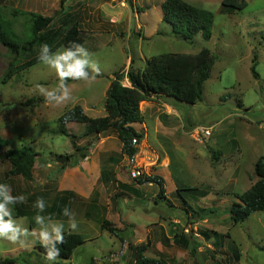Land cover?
<instances>
[{"label": "rangeland", "instance_id": "1", "mask_svg": "<svg viewBox=\"0 0 264 264\" xmlns=\"http://www.w3.org/2000/svg\"><path fill=\"white\" fill-rule=\"evenodd\" d=\"M59 1L0 0V7L11 21L13 35L24 42L31 36L29 16L16 22L11 12L20 9L51 17L59 9ZM76 1L80 10L87 3L63 0L64 10L69 6L76 10ZM182 1L213 14L209 40L197 34L188 41L173 32L162 21L163 0H116L114 9L120 14L116 28L102 25L90 34L94 39L86 38L82 45L98 63L100 74L89 82L68 80L71 100L61 105L46 103L36 85L52 89L58 77L40 61L15 73L5 84L0 82V135L9 148L29 146L39 154L30 182L5 176L9 164L0 159V183L10 185L13 196L25 197V203L19 204L20 215L9 205L13 218L23 221L31 232L38 229L34 217L48 215L49 203L58 194L54 182L62 168L55 159L70 153L84 132L82 124L64 122L67 135L59 133L61 116L78 106L89 118L103 117L105 93L114 74H123L121 83L128 87L124 73L129 66L142 69L151 56L207 48L216 58L196 104L164 97L140 103L146 127L141 133L148 144L141 143L134 159L122 165V176L131 183L114 180L112 186L107 182L104 207L100 201L101 206L89 210L87 216L76 214V231L68 230V219L60 220L65 231L80 234L84 243L70 259L57 258L54 264H136L129 246L147 242L143 256L164 264H264L260 251L264 248V211L237 224L228 213L234 195L258 180L255 162L263 157L264 164V0H245L243 10L229 13L221 12L222 0ZM39 49L15 56L0 44V78L11 61L22 64L38 56ZM252 65L257 79L251 74ZM87 71L91 73V69ZM28 100L35 102L25 105ZM199 129H208L210 136L204 137ZM133 169L139 175L132 179L129 172ZM41 181L49 184L47 188H41ZM156 182L163 188L161 195ZM38 198L46 202L43 213L33 207ZM106 204L116 216L105 214ZM104 220L119 231L118 238L100 228ZM38 245L41 243L34 236L27 238L24 247L0 239V262L16 258L18 264H46L44 257L33 253Z\"/></svg>", "mask_w": 264, "mask_h": 264}, {"label": "trees", "instance_id": "2", "mask_svg": "<svg viewBox=\"0 0 264 264\" xmlns=\"http://www.w3.org/2000/svg\"><path fill=\"white\" fill-rule=\"evenodd\" d=\"M63 3V0L59 2V9L55 10L51 17L14 9L11 14L16 22L24 16H29L31 36L24 42L13 35L11 21L4 16L0 7V44L6 48L8 53L15 56L23 51H32L35 47H40L45 43L51 47L52 51L61 46L68 47L72 42L82 45L83 34L79 29V15L73 10H64ZM246 6L245 0H222L221 12L240 11ZM161 10L162 21L169 25L173 32L180 34L184 40L191 41L197 34H201L203 39L209 40L213 24V14L210 11L194 7L182 0H164ZM215 60L216 58L207 48H201L196 53H160L151 56L145 61L142 69H133L132 66H129L126 77L129 82L128 87L121 83L123 74L120 72L114 74L105 93V115L103 117L89 118L77 106L58 119L60 123L58 131L67 135L63 123L74 122L84 126L83 137H97L107 132H113L121 143V153L132 159L137 154V145L143 138V135L132 126L143 122L140 103L153 97H164L177 103L196 104L202 99L204 83L210 78ZM38 61V56L18 65H13L11 61L2 74L0 82L5 84L15 73ZM255 61L256 56L254 55L252 63L254 64ZM251 74L255 79L258 78L253 65ZM34 102V100H28L25 105ZM236 103L238 108L242 107L240 100H237ZM89 146L90 144H87V146L79 148L76 146V142L73 143L74 154L80 153L83 159ZM37 156L39 154L29 146L7 147L6 141L0 135V159L9 164L7 176L30 180ZM67 156L69 160L61 165V168H64L73 157V155ZM254 172L258 180L247 191L239 195L235 194V201L229 207V218L234 224L243 222L254 212L264 211L263 157L255 162ZM156 183L159 186V195H161L163 188L160 182ZM176 191L179 192L177 189ZM18 205H14V207L16 214L20 215L21 207ZM25 214L26 212L21 215ZM100 228L118 238L119 231L112 227L107 220L101 223ZM204 234L208 238L205 232ZM64 236L65 243L57 245L61 248L58 258L70 259L74 250L82 245L84 240L80 234L70 231H65ZM121 241L123 242V239ZM148 247L149 242L136 247L129 246V249L134 253L136 264H164L162 260L143 256ZM260 251L264 252V248H260ZM33 253L38 258L44 257V248L42 245H38ZM237 258L238 256H236ZM0 263L18 264L16 258L6 259Z\"/></svg>", "mask_w": 264, "mask_h": 264}, {"label": "crops", "instance_id": "3", "mask_svg": "<svg viewBox=\"0 0 264 264\" xmlns=\"http://www.w3.org/2000/svg\"><path fill=\"white\" fill-rule=\"evenodd\" d=\"M86 1L87 3L82 6L81 10L79 9V1H76L75 3V7H77L76 10H74L71 6L68 7L69 10H73L79 15V29L83 34V44L86 38L94 39V37H92L90 34L93 33L98 27L108 24L112 28H116V25H118L120 20V14L116 12L118 10L114 9V6L118 5V3H113L116 2V0H97L96 2H94V0ZM106 7L110 8V11H107ZM119 7L127 8L120 5ZM144 103L150 104V102L145 101ZM149 107L151 108L152 106L149 105ZM140 125L144 126L145 124L142 122L141 124H133L132 126L137 132L141 133V130L145 131L146 127L144 126L141 129L139 128ZM141 134L143 135V138L137 147L141 145V143L148 144L145 134ZM82 135L83 134H80V140L76 142V146L82 148L87 146V144H90L88 151H86L85 157L82 159L80 153H76L74 155V147H72L71 152L67 155H73L74 162H69L64 168H62L61 174L58 175L54 182V186L56 187L58 194L53 199L52 203H49L48 215H46H50L54 221L68 219L62 215V210L64 207H68L75 215L83 214L84 216L88 215L89 210H96L98 207L97 205L101 206L99 202H102V200L105 198L106 193L103 192V189L105 188L104 185L107 182H109V184L112 186L114 184V180L116 183H131L129 179H126L122 176V165L124 163L126 166L127 163L125 162H131L132 159H129L127 156L121 153V143L113 132H107L106 134L99 135L97 137H83ZM38 157L39 156H37V158ZM46 166L48 167L49 164ZM34 167L32 170V178L27 180V182L32 181V179L35 177ZM149 170L150 169L148 168V171ZM7 172L5 173V176ZM99 184L101 186L98 192H96L95 189ZM40 185L41 188L44 189L47 188L49 184L45 181H41ZM148 185L150 186L151 184ZM100 196L102 199H99ZM102 204L103 208L104 202H102ZM18 206L20 207L21 205ZM106 206L105 214L107 215L110 213L111 216H116V214L110 212L109 205L106 204ZM107 209L109 210L107 211ZM110 214L108 215L109 218Z\"/></svg>", "mask_w": 264, "mask_h": 264}, {"label": "clouds", "instance_id": "4", "mask_svg": "<svg viewBox=\"0 0 264 264\" xmlns=\"http://www.w3.org/2000/svg\"><path fill=\"white\" fill-rule=\"evenodd\" d=\"M38 60L41 64L55 70L58 77V83L52 89L45 88L43 85H36L39 94L50 105H61L72 99L70 88L66 83L68 80L89 82L100 74L99 65L91 58L89 51L75 42H72L68 47L59 48L55 52L51 50L48 44H42L39 49ZM87 69H91V73ZM23 203H25L23 195L13 196L11 186L0 183V239L24 247L27 238L34 236L39 239L44 248L46 264H54L61 253V248L57 245L65 243L64 222L54 221L50 215L38 214L34 217L38 229L29 232L23 226V221L18 223L13 218L12 209L9 207V205ZM33 207L39 213H43L47 205L43 198H38ZM62 215L68 218V230L76 231L78 223L75 214L68 207H64Z\"/></svg>", "mask_w": 264, "mask_h": 264}, {"label": "built area", "instance_id": "5", "mask_svg": "<svg viewBox=\"0 0 264 264\" xmlns=\"http://www.w3.org/2000/svg\"><path fill=\"white\" fill-rule=\"evenodd\" d=\"M126 77H127V72L124 73V78H125V81L127 82V84H129ZM199 133H201L204 137L210 136V132L208 129H199ZM129 174H130V178H132V179L136 178L137 175H139V173L134 169L130 170Z\"/></svg>", "mask_w": 264, "mask_h": 264}, {"label": "water", "instance_id": "6", "mask_svg": "<svg viewBox=\"0 0 264 264\" xmlns=\"http://www.w3.org/2000/svg\"><path fill=\"white\" fill-rule=\"evenodd\" d=\"M69 160V157L64 155V156H59L55 159L57 164L63 165L64 163H66Z\"/></svg>", "mask_w": 264, "mask_h": 264}]
</instances>
